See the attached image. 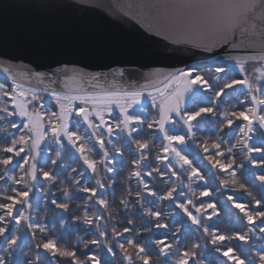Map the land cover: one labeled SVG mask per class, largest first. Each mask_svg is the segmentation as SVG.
<instances>
[{
    "label": "snow or ice",
    "instance_id": "1",
    "mask_svg": "<svg viewBox=\"0 0 264 264\" xmlns=\"http://www.w3.org/2000/svg\"><path fill=\"white\" fill-rule=\"evenodd\" d=\"M132 7L134 6H127L128 9ZM135 7L142 8L143 6ZM159 7L164 9L163 17L157 14V17L154 18L151 12L147 17L143 12L138 15L125 12V15L129 19L135 20L147 37H155L158 47L163 50H167L170 45L174 47L190 46L210 53L217 48L226 46L235 48L238 42L249 37L264 36V0H180L178 3ZM180 15H186L189 23L184 27H174L175 21ZM201 25L208 26L209 30H203ZM228 59L234 61L239 68L241 78L225 79L221 87L213 88L211 81L200 73L180 69L166 74H161L159 70L149 73L144 84L139 87L133 85L131 88H126L118 85L116 80V77H124L125 73L122 69L111 73L113 77L111 81H108L109 74L88 73L83 69H73L71 72L67 68L56 69L49 74L25 65L23 70L13 73L10 66L12 57L7 52H0V68H3L11 80L10 86L0 83V121L7 122L3 128H0V131H6L9 128L14 130L8 132L11 137L10 141L0 146V152L6 154L0 156V165L4 166L5 177L12 184L24 185L23 188L14 187L11 189L15 195L4 197L10 203H0V237L5 235L10 221L17 226L13 229L11 237L7 239L8 248L4 251H16L15 246L20 238L19 226L22 222L27 229L32 231L33 239L36 230L40 232L46 230L45 226L33 222L30 215L15 206L19 204L23 205L25 209L32 208L29 195L32 188L38 186V177H42L49 183H53L59 178L53 171L38 167L40 164L38 158L41 157V154H48L45 145L48 143L49 136L61 149L64 147L63 140L66 139L68 144L79 154L87 169L91 170L93 174L98 173L97 160L90 159L86 154V152H93L95 149L88 146V142L80 135L79 121H76L77 128L75 130L71 127L75 116L87 125V128L91 130V137L95 138V144L99 145L103 154L100 162L104 165L103 171L106 176L115 171L111 166L114 157L110 156L108 146H111L117 155L122 152V148L113 142V137L121 133L126 134L128 139L135 144L139 157L132 161L134 170L131 172V176L136 177L138 185H142L144 190L143 193L137 191L136 202L143 209V215L152 217L156 221L155 228H168V225L162 222V217L167 214L162 213L157 207H145L143 200L145 193L155 197L157 201L171 202L191 222L194 231L202 230V235L210 237L212 245H221L215 250L225 257L227 262L246 264V260L237 254L232 246L224 247L223 245L225 241L233 239L247 245L251 235H255L257 232L262 234L257 238L264 240V199L255 198L243 183H238L235 158L227 159L226 154L231 155L239 145L241 154L245 156L246 162L251 168H264V142L253 144L250 135L254 131L253 123L255 121H258L259 126L264 128V86H262L264 85V50L253 51V54L247 56L230 55ZM248 61L259 64L255 68L254 74L250 75L246 71L245 64ZM215 71L217 74H221L226 69L223 66H217ZM216 80H220L219 75L216 76ZM32 81L43 87H32ZM238 86L246 90V96L240 99V103L244 107L221 114V130L223 127L231 129L236 121L247 122L239 128L241 136L237 138V144L225 147L226 142L218 137L217 141L211 144L204 142L196 145L204 152L211 168L225 174L220 177V184L224 190H227L231 184L234 187L238 186L249 196H253L254 206L233 194H228L227 200L231 202L233 208L242 214L247 230L226 235L202 222L204 219L211 220L213 216L218 215L217 206L211 200L205 201L204 199H201L200 204L197 205L192 199L195 196L211 197L213 193L207 186V181L201 174V170L194 166L193 161L184 153V147L190 141L195 143L194 128L196 125L194 122L203 116L215 117L216 110L211 104L189 110L186 104L188 96L194 93L196 88L204 92H212L213 100H219L225 94V90ZM42 93H46L55 100L58 112L45 110L41 103ZM146 97L150 98L152 107L158 112L157 116L149 120L132 112L134 106L141 104ZM248 97H250V104ZM77 104L79 107L76 106ZM114 106L119 110V117L113 123L110 117ZM46 118L47 123H45ZM169 125H183L186 131L183 133L170 131ZM145 126L153 135L156 133L162 135L161 152L163 155L157 154L156 160L165 163L168 173H161L158 166L153 167L150 171L147 170V166H142L141 162L147 158L151 151L150 144L147 139H138L134 134L141 132ZM81 141L84 142L80 143ZM61 155V151L57 150L54 159L49 157L51 165H57V162L61 161ZM257 156L260 158L257 159ZM16 158H19L16 165L21 172L19 177L14 173L10 175L8 172V166ZM220 158L227 159V162L222 163ZM176 164L179 165V171H177ZM61 165L63 166L62 161ZM243 166V163L239 165L240 168ZM70 171L77 172L75 168H71ZM153 173H157L162 181L167 176L165 182L169 186L164 192H157L150 186L151 181L143 178L144 176L152 177ZM185 173L187 174L186 178ZM252 175L264 190V172H253ZM82 177L83 172L81 171L75 176H69L68 181L76 186L77 191L88 193L86 199L95 198V204L99 205L100 209L107 210L108 200L104 196L98 195V189H106L107 185L102 179L97 178L95 180L96 187L89 186L87 183L81 182ZM107 178L115 183L113 177L107 176ZM200 181L204 182L203 188L193 187ZM63 183L64 181H62ZM183 189H187V191L185 192ZM128 191L131 194V189ZM178 197H185V199L180 200ZM71 199L72 193L66 189L64 191L65 202L58 203L56 199H52L51 203L56 208L67 211L69 208L67 201ZM120 203L125 210L133 206L127 200H121ZM192 208L195 209L194 212L191 210ZM209 209H211L210 213L207 211ZM77 219L80 218L77 217ZM83 222L89 227L95 225V232L98 233L94 238L83 242L86 248L89 245H100L114 257L116 255L114 243L120 249L127 264H134V257L142 264H150L151 255L147 248L134 237L125 235L132 232L139 235L141 229L125 226L122 231H118L117 226L113 225L109 233L107 220L99 209L93 217H89L85 209ZM131 224L130 220L129 225ZM181 226L183 227V225ZM143 231L150 232L151 226L145 227ZM154 243L161 254L168 256L171 255V250L179 244V241L169 242L166 237H162L155 239ZM36 247L37 249L42 248L53 257L68 258L72 264H81L75 250L58 247L52 239L41 241L36 244ZM199 248H201V244L198 241L194 242L191 248L176 247L175 251L178 255L175 264H201L196 259L198 255L196 250ZM129 249H134V253ZM250 251H253L254 255L258 257L259 264H264V249H250ZM86 262L87 264H101L100 257L96 252L87 254ZM0 264H8L4 255H0ZM37 264H39L38 255ZM247 264H256V261L249 257Z\"/></svg>",
    "mask_w": 264,
    "mask_h": 264
},
{
    "label": "trees",
    "instance_id": "2",
    "mask_svg": "<svg viewBox=\"0 0 264 264\" xmlns=\"http://www.w3.org/2000/svg\"><path fill=\"white\" fill-rule=\"evenodd\" d=\"M217 66L225 67L226 71L217 74L215 71ZM209 70L212 72L209 81H211L213 88L221 87L225 79L241 78L239 68L235 65H212L199 67L191 71L196 73ZM217 75L220 76L219 81L216 80ZM0 83L5 84L6 86H10L11 84V82L1 78ZM244 91L245 90L239 86L234 89H227L225 90V94L219 100H213V93L208 92L207 97L204 95L194 96L186 106L189 110H192L203 105L211 104L216 110L215 117L203 116L194 122L196 125L194 128L196 133L194 138L195 143L190 141L188 145L184 147V153L193 161V165L201 170V174L205 176V180L207 181V186L213 193L211 197L201 198L195 196L192 197V199L197 205L200 204L201 199H204L205 201L211 200L216 203L217 206L216 211L218 212V215L213 216L211 220L204 219L202 222L210 226L212 229L218 230L219 233L226 235L247 230V225L242 219V214L239 213L237 209L233 208L231 202L227 200L228 194H233L254 206L253 196H249L247 192L239 189L238 186L234 187L231 184H229L227 190H224L220 184V177H223L225 174L218 172L217 169H212L208 160L205 158L204 152L201 148L196 147V145L203 144L204 142L211 144L216 142L218 137L226 142L225 147L237 144V138L241 136L239 128L247 122L236 121L231 129L223 127V130H221V114L225 112V109H229L226 111L230 112L232 110L243 108L244 105L240 103V99L246 96ZM247 99L250 104V98ZM41 103H43L44 108L47 111H54L55 108L58 110L55 100L46 93H42ZM142 105L134 107L132 109L133 114L140 115L145 120H149L156 116ZM76 121H79L80 135L88 142V146L94 147L95 149L93 152H86V154L90 159L97 160L98 173L93 174L91 170L87 169V166L84 165L83 161L80 159L79 154H77L75 150L73 151L71 146H68L63 142L64 147L61 149L60 146L52 140L51 136H49L48 143L45 145L48 149V154H41V157L38 158L40 161L38 167H44L47 171H53L59 178L55 182L49 183L48 181H44L42 177H38V186L32 188L29 195L32 208L25 209L23 205L19 204L15 206L17 209L24 210L25 214L30 215L33 222L45 226L46 230L44 232L36 230L35 238L33 239L32 231L27 229L22 222L19 226L20 238L15 246L16 251L12 252L9 250L5 252L4 249L8 248L7 239L11 237L13 229L17 227L14 222L10 221L7 225L8 230L5 235L0 237V255L6 257L8 264H37V255L39 256V264H53V262H55V264H72L71 260L68 258L60 256L53 257L51 254L46 253L42 248L37 249V243L49 239L54 240L58 247L75 250L81 264H87L86 255L91 254V252H96L100 257L101 264H127L123 259V254L120 249L116 247L114 243L113 247L116 252L114 257L100 245H89L87 248L84 246V241H88L98 235V233L95 232V225L89 227L83 222L85 209L87 210L89 217H93L98 209L103 212L105 219L107 220V229L109 233L111 232L113 225L117 226L118 231H122L125 226H134L135 228L141 229L139 235H136L135 232L127 233L125 235L134 237L139 243L147 248L151 255L150 264H175L178 255L175 248H191L192 244L196 241L201 244V248L196 250L198 253L196 259L199 260L201 264H231V262H227L225 257L215 250L216 247L221 245H212L210 237L203 236L202 230L194 231V226L191 225V222L188 221L187 217H185L179 209H176L171 202L157 201L155 197L149 196L145 193L143 195L145 207H157L162 213L167 214L162 217V222L166 223L168 228H155L154 225L156 221L152 217L143 215V209L136 202L137 191L143 193L144 190L142 185H138L136 177L131 176V172L134 170L132 161L139 157L134 151H137L135 144L129 142L126 134L121 133L118 135L117 146L122 148V152L118 157H114L113 163L111 164L115 171L107 174V176L114 178L115 183H112L103 171L104 165L100 162L103 154L97 148L93 137H91V130L87 128V125H85L79 117L75 116L73 117L74 130L77 128ZM6 123V121H0V128H3ZM168 127L170 131L174 132L183 133L186 131L183 125H169ZM145 128L151 151L147 158L141 162L142 166H147V170L149 171L153 167L158 166L161 173H168L165 163L156 160L157 154L163 155L161 152L163 140L162 135L159 133L153 135L146 126ZM253 129L254 131L251 133V143L260 144L264 142V128L259 126L258 121L253 123ZM9 131L14 130L9 128L6 131H0V146L7 141H10L11 137L8 135ZM140 137L143 139L142 135ZM83 142L84 141H81L80 143ZM57 150H60L62 153L61 161L63 162V166L60 170H65L66 172L64 173H61L60 170L56 171V168L59 165L58 163H61V161H58L57 165H51L50 163L49 157L54 159ZM3 155L6 154L0 152V156ZM226 156L227 159L235 158V166L238 169V183H243L249 191L253 193L255 198L264 199V190L261 189L259 182L256 181L252 175L253 172H264V168H251L246 162L245 156L241 154L239 145H237V148L231 155L226 154ZM256 158L259 159L260 157L257 156ZM220 159L222 163L227 162V159L225 158ZM18 161L19 158H16L13 163L8 166V172L10 175L13 173L17 177L21 175L19 168L16 166ZM46 161L47 163H45ZM173 163H175V161H173ZM242 163L244 166L240 168L239 165ZM71 168H75L77 172H71ZM176 168L177 171L180 170L178 164H176ZM81 171L83 172L82 183H87L89 186L96 187L95 180L100 178L107 185L106 189H98V195L101 196V194H104V197L108 200L107 210L100 209V206L94 202L95 198L86 199L89 194L77 191L76 186L68 181L69 176H75ZM186 175L187 174L185 173V178ZM143 178L145 180H150V186L157 192L162 193L169 186V184L165 182L167 176H165L164 181L159 178L157 173H153L152 177L144 176ZM62 181H64L63 184ZM204 186L203 181L197 182L193 185V187L197 189L203 188ZM14 187L23 188L24 185L12 184L7 177H5L4 166L0 165V203H10V201L6 200L4 197L6 195H15V193L11 191ZM66 189L72 193V199L67 201L69 204L67 211L58 209L51 203L52 199H56L58 203L65 202L64 191ZM129 189H131V194H129ZM183 191L186 192L187 189H183ZM178 199L183 200L185 197H178ZM121 200L130 201L133 206H130L129 209L125 210L120 203ZM191 210L193 212L195 211L194 208ZM207 211L210 213L211 209ZM109 216L111 217L110 219ZM77 217L80 219H77ZM130 220L132 221L131 225H129ZM181 225H183V227ZM147 226H151L150 232L143 231ZM259 235L262 234L257 232L255 235H251V239L247 245L241 241L233 239L225 241L223 246H232L236 253L246 260V264L249 257L255 260L256 264H259L258 257L254 255L253 251H250V249H264V240L258 239L257 236ZM162 237H166L169 242L173 240L179 241V244L175 245L173 250H171V255L165 256L161 254L158 247L155 245L154 240ZM129 251L134 253L135 250L129 249ZM134 264H142V262L134 257Z\"/></svg>",
    "mask_w": 264,
    "mask_h": 264
},
{
    "label": "water",
    "instance_id": "3",
    "mask_svg": "<svg viewBox=\"0 0 264 264\" xmlns=\"http://www.w3.org/2000/svg\"><path fill=\"white\" fill-rule=\"evenodd\" d=\"M180 0H0V52L11 57L13 73L27 65L44 73L56 69H83L88 73L123 70L118 85L131 88L146 82L149 73L161 74L202 65L235 64L230 55L247 56L264 50V36L238 42L235 48L203 52L190 46L160 49L155 37L146 33L125 12L147 17L165 15L162 5ZM128 5H133L128 9ZM135 6H143L138 8ZM168 15H171L168 13ZM189 20L178 16L174 27ZM208 31V26L201 25ZM258 64L248 61L245 65ZM0 77L10 80L0 68ZM32 87L42 88L35 81Z\"/></svg>",
    "mask_w": 264,
    "mask_h": 264
},
{
    "label": "rangeland",
    "instance_id": "4",
    "mask_svg": "<svg viewBox=\"0 0 264 264\" xmlns=\"http://www.w3.org/2000/svg\"><path fill=\"white\" fill-rule=\"evenodd\" d=\"M236 66V65H235ZM248 67H245L246 68V71H247V73H249L250 75L251 74H254V70H255V68L256 67H258L259 65H247ZM237 67V66H236ZM196 73H200L204 78H206V79H208L209 80V77L212 75V72H211V70H209V71H206V72H196ZM262 86H264V85H262ZM240 88H242V87H240ZM242 89H244V88H242ZM245 90V89H244ZM245 92V95H246V90L244 91ZM207 93L208 92H204L203 91V94H202V90L201 89H199V88H196V90H195V92L194 93H192V94H190L189 96H188V98H187V104H189L190 103V101H191V99L194 97V96H201V95H204V96H206L207 97ZM248 98H250V97H248ZM143 104V105H142ZM187 104H186V106H187ZM139 105H142V106H144V108H147V109H149L150 110V112L151 113H153L154 115H158V112H157V109H155V108H153L152 107V103H151V100H150V98H144V100H143V102L141 103V104H139ZM77 107H79V105L77 104L76 105ZM137 106V105H136ZM136 106H134V107H136ZM226 110H229V109H225V111ZM54 111H57L58 112V110L55 108L54 109ZM49 112H51L50 110H49ZM119 117V110L117 109V108H115V106L113 107V113H112V116L110 117V119L113 121V123L115 122V120L117 119ZM45 123H47V118H46V120H45ZM86 125V124H85ZM71 127H72V129L74 130V128H73V123H72V125H71ZM149 132V131H148ZM146 128H144L141 132H139V133H135L134 135L138 138V139H141V135H142V138L143 139H147V135H146ZM149 134H150V132H149ZM119 135V134H118ZM118 135L117 136H114L113 137V142L117 145L118 143ZM250 135H252L251 133H250ZM49 139V138H48ZM106 139H107V137H106ZM93 140H94V142H95V139L93 138ZM63 142L66 144V145H68V146H71V145H69L68 144V142H67V140L65 139V140H63ZM129 142L130 143H132L130 140H129ZM96 146H97V148L99 149V151L101 152V150H100V148H99V145H97L96 144ZM108 149H109V153H110V156H112V157H118L119 155H117L116 153H115V151L111 148V146H108ZM73 151H74V149H73ZM135 151V154H137V155H139L138 154V150L136 151V150H134ZM59 165H58V167L56 168V171H59L60 169H61V167H62V165H61V163H58ZM60 172L61 173H64V172H66L65 170L64 171H61L60 170ZM101 196H105L104 194H101Z\"/></svg>",
    "mask_w": 264,
    "mask_h": 264
}]
</instances>
